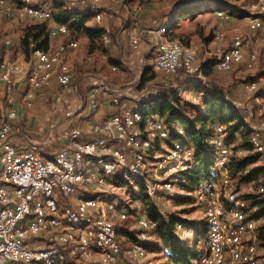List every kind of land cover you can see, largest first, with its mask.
<instances>
[{
  "label": "bare ground",
  "instance_id": "bare-ground-1",
  "mask_svg": "<svg viewBox=\"0 0 264 264\" xmlns=\"http://www.w3.org/2000/svg\"><path fill=\"white\" fill-rule=\"evenodd\" d=\"M43 1L44 0H39V2H37V0H17L3 11V15L9 20L29 17L39 22H45L51 18L53 11L51 8L44 6ZM88 1L98 4V6H91L95 12V20L97 21L96 18H102V8H100V6H104L105 2L108 0ZM250 6L252 9H256L262 13V15L259 16L246 17L250 30H252V24L249 22H254L252 31L263 30L264 0H255ZM28 10H30L31 13H27ZM58 25L67 26L66 24ZM55 32L56 36L59 34L66 35L69 33V28L62 27L58 30H49V33ZM172 32L171 27L165 25L157 26V32H150V39L157 48V54L153 63V71L155 73L166 74V66H156L157 59L161 58L162 52L165 49L179 50V61L182 62H193L196 56H198L200 50L198 44H184L179 39H174ZM221 35V37H217V32H215L211 40L214 47H209L210 51L208 54H210L211 57L210 61L205 63L198 60L194 65V75L184 76L182 79L188 81L189 84L207 86L204 76L206 67L222 65L225 51L228 57H235L238 56V52H243L245 50L246 43L240 34H233L232 36L234 37H231L230 42L224 39L225 35L223 32H221ZM101 39L103 42H109V38L106 34H104ZM69 41L70 48L74 47L75 42L72 39ZM69 41L61 42L54 50H48L47 55L42 57V65H55L60 53H63V51L69 47ZM4 42L7 47L11 46L10 39H6ZM233 44H235V46H233ZM42 51L43 50L40 49H35L33 51L34 60L40 59ZM244 58L245 57H241V64L244 62ZM258 60L259 55L257 50H252L249 53L246 66L252 69ZM167 61H175V54H167ZM241 64H238V66ZM14 68L21 69L16 59L14 60ZM116 68V66L112 67L113 70ZM213 71L222 72V70ZM61 72H66L67 80H72L70 67L67 63L61 64ZM223 72L230 73V69H223ZM27 84L29 87H32V78H27ZM244 87L250 92L257 89L256 85H248V83H246ZM92 91L89 95V103H92ZM98 105H91V110L95 111ZM146 110L147 109L141 110L132 108V119L135 120H131L130 122V131H136L134 143L137 144V151H132L131 160L140 159V168L144 171V175H142V172H132V165H125L121 166V171L114 173L110 180L109 172H105L104 165L115 164V157L113 155H106V151H103V148H95V152L93 153L77 154V161L81 162L75 163L74 178L78 186H82V188L87 189V191L78 195V203H75V212H82V204L97 203V206L93 208V215H98V224L108 225L109 223L116 225L117 220L126 219L128 214L125 213L126 210L124 208H112L107 211L106 204L104 205V199L98 194H95L96 191L98 192V189L104 188L105 186H113L115 182H136L140 184L144 192L157 203L159 199L154 198H164L166 195L168 197L170 195L171 197L174 183L179 181L178 177L173 174L179 172L180 166L181 169L197 167L194 151L179 140L172 141L174 142L172 144L175 148L172 156L177 158V162L169 166H156L154 163L150 164L147 162L148 154L155 148L156 141L162 142L169 140L172 133L183 136L184 129L181 126H177L174 127V131H172L163 118H158L156 113L148 114ZM151 117H153V120H150ZM252 117L259 119V124L249 126L251 128L249 140L253 152L257 153L264 163V137L260 134L259 127L262 126L264 128V102L256 108ZM160 122L168 125L165 129V135H154V140H149L148 144L146 138L149 136V124L153 123V126H160ZM219 126V131H215V136L210 142L216 151L214 163L209 169V174L198 184L194 191L196 202L203 210L207 227L206 250L199 256L197 264H254L259 242V225L257 222L261 219H256L252 216V210L249 209L248 202L242 198L243 193L241 188L236 189L235 185H233V180L228 174L227 164L233 155V151L230 144L224 142V136H226L225 127L222 125ZM113 145L114 136H104L100 140V147H110ZM91 146H97V139H87V144H83V151L91 152ZM223 156L224 166H220L223 164ZM169 158L167 160L165 159L164 163L168 161ZM25 160H32V153H25ZM49 161H56V154L49 157ZM90 171H92L91 179L87 177ZM0 175H6V163H3ZM220 177L221 182L218 180ZM258 182L260 183L259 193L264 198V175L258 179ZM203 185H205V189H212L214 187L213 199L217 201V211L220 213L217 214V225H212L211 212H208L204 208L205 197H210V190H203ZM253 190V183H249L247 192L245 193L249 194L253 192ZM235 191L236 194H234ZM59 198L60 196H58V194L39 196V208H45V215L38 218V225H45L47 222H53V214L54 210H56L60 217L66 219V228H70L69 233H61V241L63 245L66 246V249L64 246H58V243H50V248H46L45 253H38L37 256L30 258V264H61L66 260L67 253L73 255L74 261H83V263L87 264H102L103 253L94 252L93 250V248L100 247V240H88L85 245L82 244V242H84V232L95 231V222L88 220L87 217L79 218L77 216H72L71 208L60 204ZM169 198H167V200H169ZM33 208H35V199H28L25 203V211H32ZM230 212L233 213L231 214V218L228 216ZM142 218L143 219L139 222L143 227L154 228V225L146 216ZM176 228L177 231L180 232L183 227L181 224H178ZM218 228L220 237L215 239V234L212 233H218ZM54 229H63V222H54ZM77 229H80L81 232H77ZM145 233L144 231L141 233L142 238H145ZM231 233L235 235L233 236ZM37 236H53V229L49 227H37ZM118 236V229L114 226L110 229V237L102 238L103 249H112L115 244L117 247V254L113 259L111 252H104V261H108V264L118 263L122 256V248ZM141 240L140 238L139 241L133 245L131 252L135 257L139 258V260H144L147 251ZM211 241H215V250L217 253L214 254L213 258H209V262L204 263V259L208 254V243ZM0 249H9V242H0ZM20 249L21 242H12V250Z\"/></svg>",
  "mask_w": 264,
  "mask_h": 264
},
{
  "label": "built area",
  "instance_id": "built-area-1",
  "mask_svg": "<svg viewBox=\"0 0 264 264\" xmlns=\"http://www.w3.org/2000/svg\"><path fill=\"white\" fill-rule=\"evenodd\" d=\"M86 2L90 6H98V4L88 0ZM103 7L100 6V8ZM27 13H31V11L28 10ZM96 19L97 23L102 20V18ZM249 23L252 24L253 30L254 22ZM160 25L162 24L143 28L135 27L129 36L132 49H138L143 38H147L152 45L150 32H157V26ZM62 27L68 26L56 24V30ZM49 35L53 38L56 36V32L49 33ZM221 36V30H217V37ZM6 48L8 47L6 46ZM4 51L0 48V55ZM69 51L70 41L69 47L63 53H60L55 65H42V57L47 55L48 50L41 52L40 59L31 62L27 71H25V78H32V87H29L26 93V100L29 106L36 91L48 87L53 80L62 88L72 85V80H67L66 78V72H61V64L67 63V53ZM245 51L238 52V56L235 57H228L225 51L223 64L215 65L210 69L222 70V72L223 69H230V72L233 71L235 67H238V64H241V57H245ZM257 53L259 52L257 51ZM167 54H175V61H167ZM179 54L180 52L177 49H165L162 52L161 58L157 59L156 63V66H166V74L162 75L177 78L194 75V65L200 60L199 55L196 56L193 62H182L179 61ZM247 55L249 59V54ZM14 60L4 56L0 57V90L9 104L12 103V94L16 83L24 73V69L14 68ZM247 83L248 85H256V88H259L258 80H250ZM103 89L109 92L113 90L107 85H103ZM109 100L115 105L120 102L118 96L111 95ZM98 103L100 101L97 98V90H94L92 91V103H89V108L91 109V105H98ZM79 109H82V105L79 106ZM15 117L16 111L10 109L7 112L6 119H0V150L3 163H6V175H0V242H9V249H0V264H30V258L37 256L38 253H45V249L50 248V243H58V246H64L61 241V233H69L70 229L66 228V219L60 217L59 213L54 210L53 222L38 225V218L45 215V208H39V196L58 194L60 197L68 198L75 195L77 197L75 203H78V195L85 193L87 189L78 186L74 178L75 163L81 162L77 161V154L93 153L95 148H103V151H106V155H113L115 164L104 165L105 172H109L110 180L112 175L120 172L121 166L125 165H132V172H142V175H144V171L140 168V159L131 160L132 151H137V144L134 143L136 131H130V122L135 120L132 119V108H126L121 113L112 115L102 122L91 123L86 129H82L79 126L71 127L67 132L65 143L55 153L56 161H49V157L43 158L40 156L37 144L29 138L23 146H17L13 142L12 120ZM167 126L161 122L160 126H153V123L149 124V136L146 138V142L149 144V140H154V135L156 134L165 135ZM259 127L260 134L264 137V128L262 126ZM219 129L220 126L217 125L215 131H219ZM85 133L90 135L88 139H97V146H91V152L83 151V144H87V139L83 138ZM104 136H114V145L100 147V140ZM25 153H32V160H25ZM224 156L223 164L220 166H224ZM91 173L92 171L87 176L90 179ZM218 180L221 182V177ZM203 190H210V197H205L204 208L211 212L212 225H217V214L220 213L217 211V201L213 199L214 187L205 189V185H203ZM98 191L107 193V190H103V188L98 189ZM234 194H236V191ZM162 198L157 197L154 199H159L160 201ZM28 199H35V208L32 211H25V203ZM75 203L66 205L71 208L72 216L87 217L88 220L95 222V231L84 232V242L82 244L85 245L88 240H100V247L93 248V250L94 252H102L103 260L101 263L108 264V261H104V252H111L113 259L117 254V247L115 244L112 249H103L102 238L110 237V229L118 225L109 223L108 225L98 224V215H93V208L97 206V203L82 204V212H75ZM125 213H129V211ZM231 214L233 213L230 212L228 214L229 218H231ZM54 222H63V229H54ZM37 227L52 228L53 236H37ZM77 232H81V230L77 229ZM212 234H215V239L219 238V228L218 233ZM231 235L234 236L235 234L231 233ZM138 237H140V232ZM12 242H21V249L12 250ZM64 248L66 249V246ZM215 253H217L215 241H211L208 243V254L204 259V263L209 262V258H213ZM68 257L74 260L73 255L69 253H67L66 259ZM75 261L87 264L83 263V261Z\"/></svg>",
  "mask_w": 264,
  "mask_h": 264
},
{
  "label": "crops",
  "instance_id": "crops-1",
  "mask_svg": "<svg viewBox=\"0 0 264 264\" xmlns=\"http://www.w3.org/2000/svg\"><path fill=\"white\" fill-rule=\"evenodd\" d=\"M2 1L0 2V20L4 23L9 19L7 20L3 15V11L17 0H13L11 3L6 0ZM58 1L64 3L71 10L95 13L86 0H44L43 3L54 12ZM112 1L113 7L109 11L101 9L102 20L99 23L95 20L94 15L87 22L88 27L104 30L109 42H103L101 38H98L91 44L83 33H75L72 36L69 35L70 31L66 35L59 34L53 38L49 36L48 50H54L58 44L70 39L75 42V46L70 48L67 53L72 85L62 88L53 80L48 87L36 91L30 106L26 100L29 86L27 78H25V71L34 59L30 61L26 58L20 46L13 49L16 55H10L12 51L5 49L3 56L16 59L21 69H24V73L13 91L12 103L9 104L4 99L0 90V119L5 120L10 109L16 111V117L12 120L14 130L12 140L17 146H23L29 138L37 144L40 156L51 157L65 143L67 132L71 127L79 126L86 129L89 124L102 122L112 115L121 113L126 108L142 110L141 104L151 97L162 94V91H159L162 87L168 91H173L178 87V84L163 81V75L153 71V63L157 54V48L153 43L151 45L147 38H143L138 49L133 50L129 39L131 31L135 27L143 28L156 24H167L176 32L174 28L180 26V21L173 25L170 24L174 11L171 14H163L165 9L162 8L167 6L169 1ZM49 20L52 18L47 21ZM56 24L48 22L49 30L56 29ZM24 32L25 29H22L21 34L23 35ZM113 66L117 68L113 70ZM146 69L150 73L154 72L155 78L150 80L145 87L139 88L140 79ZM103 85H107L113 90L105 91ZM183 85L185 86V84ZM92 90H97V98L100 101L95 111L89 108V95ZM111 95L120 98L118 105L110 102ZM198 99L202 101L203 92L197 98H193L194 102ZM80 105H82V109H79ZM89 137L90 135L87 133L83 136L85 139ZM2 166L0 150V170Z\"/></svg>",
  "mask_w": 264,
  "mask_h": 264
},
{
  "label": "rangeland",
  "instance_id": "rangeland-1",
  "mask_svg": "<svg viewBox=\"0 0 264 264\" xmlns=\"http://www.w3.org/2000/svg\"><path fill=\"white\" fill-rule=\"evenodd\" d=\"M2 0H0L1 2ZM13 0H6V2L11 3ZM69 1V0H66ZM126 1V0H125ZM136 2V0H131ZM152 1V0H147ZM162 1V0H158ZM169 4L163 6V14H171V11L174 10L173 6L177 4L187 5L190 11L182 19H180V26L174 28L176 32L172 29V36L174 39H179L182 43H195L199 46L198 55L201 62L207 63L210 61L211 57L208 54L209 47H214L211 40L217 30H221L224 33V39L228 42L231 41V36L235 33H238L242 36V39L246 43V51L244 62L236 67L230 73L224 72H215L211 69V66L206 67L204 72L205 81L208 87L216 88L221 90L229 103L237 110L245 124L249 127L250 125L255 126L259 124V119L252 117L256 108L264 102V29L258 31H252L249 28V24L246 17L249 16H259L262 15L261 12L256 9L251 8L252 2L255 0H167ZM113 1L108 0L105 2L102 10L109 11L113 7ZM173 9V10H172ZM222 13V14H221ZM171 18V17H170ZM8 20V19H7ZM42 23L41 21H36L29 17H24L23 19H13L9 21L1 22L0 20V43L3 44V49L6 47L4 40L10 39L11 46L6 48L13 55H16V52L13 51L14 48L19 47L21 44V31L32 25ZM167 25V24H162ZM8 30V32H7ZM176 33V34H175ZM7 35V37H6ZM227 42V43H228ZM5 45V47H4ZM2 45H0V48ZM21 49V48H20ZM252 50H257L259 53V60L254 65L252 69L248 68L247 59L248 55ZM3 57V54L0 55ZM12 58V57H11ZM9 58V59H11ZM30 61L34 59L33 53L29 52L27 57ZM13 59V58H12ZM246 62V63H245ZM163 81H168L174 84H178V87L173 91H168L166 88H161L159 91H162V94L174 95L178 100L174 101V107L179 111L185 112L190 117L197 116L201 114L200 108L202 106L201 100L194 102L193 98H197L201 93L200 89L192 86L182 78L177 77H166L163 75ZM250 80L259 81V90L250 92L245 89L244 85ZM185 84V86L183 85ZM182 87V88H181ZM181 88V89H180ZM165 92V93H164ZM167 92V93H166ZM173 93V94H172ZM174 95V96H175ZM155 114V113H150ZM158 118H163L166 123L169 125L172 131L174 127H177L178 124L175 122L168 121V115L162 116L159 113H156ZM153 120V117L150 118ZM249 129H251L249 127ZM227 133V132H226ZM173 134V133H172ZM171 139L165 141H156L155 148L149 152L147 162L154 163L156 166L166 165L169 166L177 162V158L172 156L173 150H175L172 143L174 135ZM227 138V135L224 136ZM236 140L230 144L234 156L243 157L247 154L253 153L252 150H246L245 147L241 145V139L239 135H236ZM225 138V141H226ZM249 138V137H248ZM186 146L192 149L195 152V148L192 145L186 144ZM170 156V158H169ZM164 163V160L168 159ZM184 163V162H183ZM258 166H264L263 160H259L248 167L252 169ZM180 170L181 166L179 167ZM187 169V168H186ZM178 173V172H177ZM264 174V173H263ZM262 174V175H263ZM177 176V174H173ZM178 177V176H177ZM261 177V176H260ZM233 185H238L241 188L242 193L247 192L248 183H238L236 179L233 180ZM102 189V188H101ZM107 190V193L96 191L95 194H98L104 199V205L106 204L107 211L112 208L122 209L124 208L126 212L129 211L127 218H130L129 223L127 224L129 231H131L135 238L138 240L141 238L143 243L146 245L150 244L153 246L156 244V236L153 233L152 228H145L140 224V220L145 216L143 210V200L142 195L146 194L143 187L136 183H125V182H115L113 186H105L103 190ZM195 191V190H194ZM170 197V195H169ZM167 195L157 203L153 201L155 207L162 213L163 216H176L182 219H186L194 224V228H189L188 225L182 223L183 228L177 231V235L184 241H187L190 246L195 247L200 255L206 250V234L198 235V232L204 227H206V221L204 217L203 210L201 206L196 202L194 192H187L178 186L177 182L174 183L173 190L171 191V197ZM184 197H191L193 200L184 201ZM76 196L72 195L71 197L59 198V203L62 205H68L69 203H75ZM151 198V197H150ZM169 198V200H167ZM252 206V204H251ZM252 213L256 217H260V221L257 222L259 227L264 225V215H261L258 212V207L252 206ZM257 214L259 216H257ZM126 218V219H127ZM123 220H117L116 226L118 229V239L121 244V241L125 244L122 248V256L118 263L116 264H167V254L166 251H150L147 250V255L144 260H139L131 252L133 248V242H135L134 237H129L120 231L124 227ZM145 233V238L141 237V233ZM140 232V238L138 237ZM259 241L257 245V255L254 259V264H264V231H258ZM262 235V238H260ZM122 245V244H121ZM148 247V246H147ZM204 249V250H203Z\"/></svg>",
  "mask_w": 264,
  "mask_h": 264
},
{
  "label": "trees",
  "instance_id": "trees-1",
  "mask_svg": "<svg viewBox=\"0 0 264 264\" xmlns=\"http://www.w3.org/2000/svg\"><path fill=\"white\" fill-rule=\"evenodd\" d=\"M55 7L56 10L51 16L52 21H45L25 29V32L21 37V44L19 46L26 55V58L28 57L29 52L33 53L35 49H40L43 51L48 50V22L66 24L70 31L69 35L73 36L75 33H83L90 40L91 44L92 41L101 38L104 35V30L97 27L87 26V22L92 18L94 13L71 10L70 8L66 7L64 3L59 1L56 3ZM173 11L174 15L170 22L171 25L178 23L180 19L187 15L190 9L189 7L187 8V5L184 6L180 3L175 6ZM173 11H171V13ZM0 45H2L1 49H3V44L0 43ZM154 78L155 73H150L149 70L146 69L140 79L139 88L145 87V85ZM192 86L197 87L201 92H203V99L201 102L202 106L200 108L201 114L197 116L190 117L185 112L179 111L174 107V101L178 100L175 95L177 93H174L175 96L168 95L169 93L158 94L141 104V108L143 110L147 109L146 113H159L162 116L168 115V121L175 122L178 124V126H181L184 129L183 136L173 133L172 135H174L175 138L172 139V141L179 140L183 144L192 145L195 148L194 156L197 167L180 170L177 173L179 179L177 182L178 186L187 192H194L198 184L206 178V175L209 174V169L214 163L216 151L210 142L215 136V127L217 125H222L225 127L224 130L225 134L227 135V138L225 137L226 141L224 138L225 143L234 142L236 140L235 136L239 135V138L241 139V145L245 147L246 150H252V145L248 138L250 136L251 130L245 124L237 110L229 103L225 94L219 89L208 86H201L198 84H192ZM258 90L259 88H257L254 92ZM172 137L173 136H170V139ZM259 158L260 156L255 152L247 154L243 157H237L233 154L229 163L227 164V168L228 174L232 180L236 179L240 184L246 182L253 183V192L249 194L243 193L242 198L248 202L250 210L253 209L252 206H257V213L264 215V198L259 193L260 183L258 182V179L264 175V166L248 169V167L256 163ZM235 187L236 189L240 188L236 184ZM141 198L143 200L144 214L154 225L153 233L156 236V244L150 246V244L146 245L143 243L144 248H149L150 251H166V257L168 260L167 264H197L200 256L199 251L195 247L190 246L187 241L182 240L177 235L176 228L178 224L182 225V223L188 225L189 228H194L195 225H192V223L190 224V222L186 219L176 216H163L162 213L155 207V204L147 194L142 195ZM182 200L186 202L193 199L191 197H184ZM252 216L256 219L260 218L256 217L253 213ZM257 216L259 215L257 214ZM130 218L124 219L122 221L125 225L120 229V231L131 238H135L134 234L129 231L127 227ZM259 226L258 231H264V225L261 227ZM206 232L207 227H203L198 232V235H205ZM260 238H262V235H260ZM138 241V238H135V242L133 243L135 244ZM121 244V246L124 248L125 244L122 241ZM73 261L74 260L68 257L61 264H81Z\"/></svg>",
  "mask_w": 264,
  "mask_h": 264
}]
</instances>
